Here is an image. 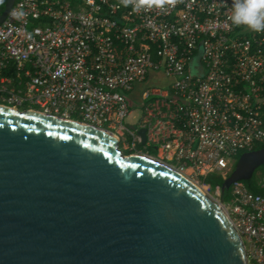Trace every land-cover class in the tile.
<instances>
[{
    "label": "built area",
    "instance_id": "built-area-1",
    "mask_svg": "<svg viewBox=\"0 0 264 264\" xmlns=\"http://www.w3.org/2000/svg\"><path fill=\"white\" fill-rule=\"evenodd\" d=\"M232 6L182 0L135 13L120 0H16L0 24V105L105 130L120 149L199 186L211 175L226 180L240 154L264 146V32L234 26ZM140 85L142 118L129 126L123 93ZM230 190L217 203L248 264H264V196L245 181Z\"/></svg>",
    "mask_w": 264,
    "mask_h": 264
},
{
    "label": "water",
    "instance_id": "water-1",
    "mask_svg": "<svg viewBox=\"0 0 264 264\" xmlns=\"http://www.w3.org/2000/svg\"><path fill=\"white\" fill-rule=\"evenodd\" d=\"M15 2L7 0L0 24ZM139 134L144 145L146 131ZM262 166L264 148L242 154L222 196ZM0 264H248V257L222 206L177 170L125 155L105 130L0 105Z\"/></svg>",
    "mask_w": 264,
    "mask_h": 264
},
{
    "label": "clouds",
    "instance_id": "clouds-1",
    "mask_svg": "<svg viewBox=\"0 0 264 264\" xmlns=\"http://www.w3.org/2000/svg\"><path fill=\"white\" fill-rule=\"evenodd\" d=\"M3 0H0L2 3ZM182 0H120L124 7L131 6L132 11L139 13L152 8L164 9L174 7ZM232 15L229 17L234 26H244L252 32H264V0H233ZM22 17L23 13H18Z\"/></svg>",
    "mask_w": 264,
    "mask_h": 264
},
{
    "label": "rangeland",
    "instance_id": "rangeland-1",
    "mask_svg": "<svg viewBox=\"0 0 264 264\" xmlns=\"http://www.w3.org/2000/svg\"><path fill=\"white\" fill-rule=\"evenodd\" d=\"M191 70V69H190ZM192 72V71H191ZM123 95L127 98V102L130 106L131 111L133 110V114L128 117L126 119V124L129 126H133V125H138L139 122L141 121L142 118V110L138 107L137 103L133 100V98L131 97V95L129 94H124ZM35 110L38 109L37 106H32ZM26 108H30V106H21L19 107L20 111L25 110ZM138 149H142L144 152H147V150H149V152L153 155L156 154V151L153 150L152 148H146L143 145H138ZM121 150L124 153H127L128 151H126L123 146H121ZM236 167V165H235ZM253 179H255L256 181L258 180V175L257 173L254 174ZM200 187H203V189H205L206 193L215 201L218 202L220 200V191L216 190V191H211L210 188L208 186L203 185V183L199 182ZM228 196H226V203H228L230 201V198H227Z\"/></svg>",
    "mask_w": 264,
    "mask_h": 264
},
{
    "label": "trees",
    "instance_id": "trees-1",
    "mask_svg": "<svg viewBox=\"0 0 264 264\" xmlns=\"http://www.w3.org/2000/svg\"><path fill=\"white\" fill-rule=\"evenodd\" d=\"M7 0H3L2 3H0V16L2 15L4 9H5V5H6ZM264 146H258L256 147V150L259 149H263ZM124 153V152H123ZM125 155H131L132 152L128 151L127 153H124ZM242 154H240L239 158L241 157ZM264 172V166L260 167L256 172ZM201 183L208 185L211 191H216V190H220L223 183H224V179L220 176H216V175H211L208 176L206 178H202ZM247 187L255 194L264 196V188H261L258 186L257 181L255 179H252L250 181H245ZM226 196H228L227 198L231 197V190H228L225 192V194L223 195L224 200H226Z\"/></svg>",
    "mask_w": 264,
    "mask_h": 264
},
{
    "label": "crops",
    "instance_id": "crops-1",
    "mask_svg": "<svg viewBox=\"0 0 264 264\" xmlns=\"http://www.w3.org/2000/svg\"><path fill=\"white\" fill-rule=\"evenodd\" d=\"M154 76H155V74H152V77H154ZM141 88H142V85H140V86H138V87L136 88V90H135V92H134V95L132 96L134 101H135V100L137 101L138 96L140 95V90H141Z\"/></svg>",
    "mask_w": 264,
    "mask_h": 264
},
{
    "label": "bare ground",
    "instance_id": "bare-ground-1",
    "mask_svg": "<svg viewBox=\"0 0 264 264\" xmlns=\"http://www.w3.org/2000/svg\"><path fill=\"white\" fill-rule=\"evenodd\" d=\"M201 188H202V190H203L204 192H206L205 189H203V187H201Z\"/></svg>",
    "mask_w": 264,
    "mask_h": 264
}]
</instances>
